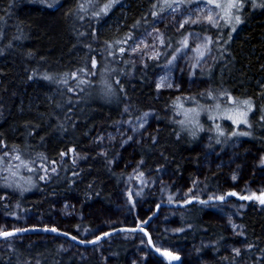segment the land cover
Here are the masks:
<instances>
[{
	"label": "trees",
	"instance_id": "16d2710c",
	"mask_svg": "<svg viewBox=\"0 0 264 264\" xmlns=\"http://www.w3.org/2000/svg\"><path fill=\"white\" fill-rule=\"evenodd\" d=\"M43 1L0 0V151L18 157L35 177L33 188L25 193L0 189V214L16 219L11 227L54 228L87 241L91 238L84 235L86 230L95 227L88 220L95 217L59 220L54 216L56 205L73 203L81 215L87 208H115L114 197L127 171L117 172L108 165L113 156L126 162L131 155L132 168L149 180L159 170L169 171L174 189L198 166L200 138L177 125L172 110L175 100L156 98L153 78L167 57L135 67L122 49L158 11L156 1L126 0L125 17L114 10L119 20L113 37L91 22L80 25L73 5L66 6L68 0H56L52 8ZM174 42L170 35L165 48ZM221 58L208 73L214 91L252 101L264 96V86L260 88L264 83V11H249L241 32ZM147 112L157 122L150 140L113 149L107 157L98 153L95 139L100 133L114 128L123 117L136 122ZM255 117L246 145L264 155V127L257 126ZM41 168L45 169L43 177ZM214 183L212 176L204 180L208 187ZM155 188L147 186L132 205L123 201L126 209L109 229L145 225L152 243L161 242L166 251L192 248L195 258L210 253L218 260L215 264H264V207L255 195L242 200L237 213L244 248L236 254L225 249L232 237L208 220L206 208L198 203L174 211L176 230L158 231L153 219L157 207L170 210L174 202L163 205V190ZM72 246L46 235L9 238L0 245V264H126L130 249L126 240L113 239L105 252L108 260L101 263L94 257L79 259L71 253Z\"/></svg>",
	"mask_w": 264,
	"mask_h": 264
},
{
	"label": "rangeland",
	"instance_id": "374dc122",
	"mask_svg": "<svg viewBox=\"0 0 264 264\" xmlns=\"http://www.w3.org/2000/svg\"><path fill=\"white\" fill-rule=\"evenodd\" d=\"M154 1L160 5L158 11L139 34L131 41H125L122 49H125L128 61L135 67L149 61L158 62L167 57L165 64L161 65L153 78L156 98L162 101L175 100L172 110L177 125L191 136H199L198 150L202 155L198 166L189 170L191 177L182 180L172 189L174 179L169 171L159 170L155 179L149 180L138 173L136 168H132V162L129 161L132 160L131 155L126 162L118 156H113L107 161L108 165L115 167L117 172L127 171L122 188L114 197L116 207L109 211H89L87 208V212L85 210L81 215L77 212L75 204L61 202L54 208V216L59 220L73 221L82 220L89 215L95 217L88 220L95 226L93 231L86 230L85 234L82 233L91 238L87 240L90 241L110 231L109 226L115 218L120 220V211L126 209L123 201L127 200L132 205L140 192L146 191L147 186H156L155 189L163 190L160 193L163 205L165 201L174 202L169 205L170 210L157 207L158 214L153 219L159 227L158 231L176 230L178 218L174 216L175 212L189 204L198 203L206 208V218L220 224L232 237V242L225 247L226 251L237 254L244 248L237 219L238 210L244 205L242 200H248V197L255 195L258 202V196L264 193V155L254 152L246 145V141L252 136L251 118L254 115L257 126L264 127V96L252 101L245 97L233 98L221 90L214 91L209 85L208 73L217 62L223 61L221 57L224 55V49L241 32V26L249 11H264V0H244L239 12L233 9V13L240 16L239 24L234 21L226 22L224 11L208 0ZM108 2L109 0H68L66 6L73 5L78 16L75 18L80 19V25L91 22L102 31H110L109 36L113 37L118 30V15L125 17L124 10L127 5L126 0H119V3H115L106 13H102L101 9ZM216 2L224 4L230 0ZM43 4L52 8L58 2L44 0ZM114 10L118 15H113ZM209 15L216 18L215 23L208 21ZM233 27L235 31L232 30ZM170 35L175 42L165 48ZM263 86L264 83L260 88ZM104 93L102 89V95ZM244 100L251 102V111L242 103ZM241 112H247L246 117H241ZM223 124L226 125L225 128ZM156 130L157 122L149 112L141 115L136 122L123 117L114 128L100 133L95 139V145L98 153L107 157L113 149L120 151L131 145L146 143ZM220 141L225 144H220ZM212 144L215 146L211 147ZM44 173L45 169L41 168L42 177ZM33 174L16 156L0 151V189L20 194L30 191L34 184ZM209 176L216 182L212 187L204 184L205 178ZM220 197L223 199H219ZM259 206L264 207V204ZM164 209L165 211H162ZM15 220L0 214V232L30 228L22 224L11 227ZM113 239L126 240L129 243L126 264H164L149 252L144 238L139 234L117 235L90 248L72 244L70 250L79 259L94 257L98 262L104 263L108 260L105 252ZM153 246L166 250L157 240ZM66 247L67 245L63 248L67 249ZM191 250L192 248L182 252L167 251L178 255L181 258L180 264H215L218 261L210 253L195 258ZM236 264L246 263L240 261Z\"/></svg>",
	"mask_w": 264,
	"mask_h": 264
},
{
	"label": "water",
	"instance_id": "95a60500",
	"mask_svg": "<svg viewBox=\"0 0 264 264\" xmlns=\"http://www.w3.org/2000/svg\"><path fill=\"white\" fill-rule=\"evenodd\" d=\"M259 201L260 199L264 198V193L260 194L258 196ZM51 229L54 228H47V227H30V228H22V229H17V230H8V231H3L0 232V242L4 239H9V238H18L22 237L25 235H46L49 237H54V238H60L63 239L77 247H84V248H90L95 245H98L99 243L115 237L117 235L121 234H139L144 238L145 244L149 250V252L156 258L160 259L164 264H180L181 258L169 251L166 250H160L157 249L156 247L153 246V243L151 241V237L147 230L143 227H117L114 228L108 232H105L93 240L90 241H82L77 238L73 239V236L64 232L57 230L56 231H51ZM4 232H9V233H14V235L11 236H3ZM107 234V235H106ZM99 238V239H98ZM165 253H170L171 255H166ZM172 257H179V259H173Z\"/></svg>",
	"mask_w": 264,
	"mask_h": 264
},
{
	"label": "snow or ice",
	"instance_id": "6c2138e0",
	"mask_svg": "<svg viewBox=\"0 0 264 264\" xmlns=\"http://www.w3.org/2000/svg\"><path fill=\"white\" fill-rule=\"evenodd\" d=\"M208 2L213 3L215 7L221 8L224 11L225 16L227 17L226 22L232 23L234 21L236 24H239L241 22L240 16L235 15L233 13V9H235L236 12H239L240 8L242 7L244 0H230V2L224 3V4L217 3L216 0H208ZM115 3H119V0H109V2L104 5L103 9H101V12L106 13ZM97 14L99 15L100 13H97ZM207 19L209 22H213V23L216 22V18L211 16V15H209L207 17ZM232 30L235 31V28L233 27ZM242 103L247 106L248 111L252 110V105H251V102L249 100H244ZM240 115H241V117H246L247 112H241ZM244 122L245 123L247 122L246 119L244 120ZM242 134H246V133H242ZM233 195H234V193H233ZM219 199H223V197H220ZM260 202L262 204H264V198L260 199ZM51 231H56V229H51ZM11 235H14V233H9V232L3 233V236H5V237L11 236ZM73 239H75V237H73ZM165 254L171 255L170 253H165ZM172 258L173 259H179V257H172Z\"/></svg>",
	"mask_w": 264,
	"mask_h": 264
},
{
	"label": "bare ground",
	"instance_id": "6f19581e",
	"mask_svg": "<svg viewBox=\"0 0 264 264\" xmlns=\"http://www.w3.org/2000/svg\"><path fill=\"white\" fill-rule=\"evenodd\" d=\"M258 194V193H257Z\"/></svg>",
	"mask_w": 264,
	"mask_h": 264
},
{
	"label": "flooded vegetation",
	"instance_id": "af4514ba",
	"mask_svg": "<svg viewBox=\"0 0 264 264\" xmlns=\"http://www.w3.org/2000/svg\"><path fill=\"white\" fill-rule=\"evenodd\" d=\"M148 232V231H147Z\"/></svg>",
	"mask_w": 264,
	"mask_h": 264
}]
</instances>
